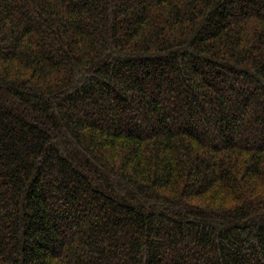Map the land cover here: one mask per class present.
I'll return each instance as SVG.
<instances>
[{"label": "trees", "instance_id": "obj_1", "mask_svg": "<svg viewBox=\"0 0 264 264\" xmlns=\"http://www.w3.org/2000/svg\"><path fill=\"white\" fill-rule=\"evenodd\" d=\"M0 264H264V0H0Z\"/></svg>", "mask_w": 264, "mask_h": 264}]
</instances>
